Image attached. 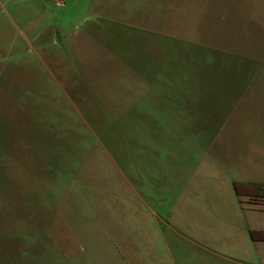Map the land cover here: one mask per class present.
<instances>
[{
	"label": "rangeland",
	"instance_id": "obj_1",
	"mask_svg": "<svg viewBox=\"0 0 264 264\" xmlns=\"http://www.w3.org/2000/svg\"><path fill=\"white\" fill-rule=\"evenodd\" d=\"M64 1L0 0V264H215L264 186V0Z\"/></svg>",
	"mask_w": 264,
	"mask_h": 264
},
{
	"label": "crops",
	"instance_id": "obj_2",
	"mask_svg": "<svg viewBox=\"0 0 264 264\" xmlns=\"http://www.w3.org/2000/svg\"><path fill=\"white\" fill-rule=\"evenodd\" d=\"M51 26L44 23L34 30L33 41L39 40ZM239 184L238 204L232 201L227 204L229 209L234 205L231 209L234 217L216 212L213 227L206 233L209 236L205 238L201 233L195 245L210 253L215 264H264V207L257 201L263 195L264 186L253 182ZM241 200L247 201V205Z\"/></svg>",
	"mask_w": 264,
	"mask_h": 264
},
{
	"label": "built area",
	"instance_id": "obj_3",
	"mask_svg": "<svg viewBox=\"0 0 264 264\" xmlns=\"http://www.w3.org/2000/svg\"><path fill=\"white\" fill-rule=\"evenodd\" d=\"M56 4L58 6L64 5L65 4V1L64 0H56Z\"/></svg>",
	"mask_w": 264,
	"mask_h": 264
},
{
	"label": "trees",
	"instance_id": "obj_4",
	"mask_svg": "<svg viewBox=\"0 0 264 264\" xmlns=\"http://www.w3.org/2000/svg\"><path fill=\"white\" fill-rule=\"evenodd\" d=\"M241 203H244V201H243V200H241Z\"/></svg>",
	"mask_w": 264,
	"mask_h": 264
}]
</instances>
